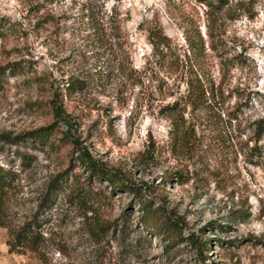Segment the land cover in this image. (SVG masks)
I'll return each mask as SVG.
<instances>
[{
  "label": "rangeland",
  "instance_id": "374dc122",
  "mask_svg": "<svg viewBox=\"0 0 264 264\" xmlns=\"http://www.w3.org/2000/svg\"><path fill=\"white\" fill-rule=\"evenodd\" d=\"M224 1L0 0V135L60 122L50 143L0 141L14 171L0 264H264V0ZM159 24L172 51L148 39ZM76 78L86 89H66ZM175 101L178 133L165 109ZM66 136L174 226L144 225L135 192L95 178ZM35 220L39 249L13 247Z\"/></svg>",
  "mask_w": 264,
  "mask_h": 264
},
{
  "label": "trees",
  "instance_id": "16d2710c",
  "mask_svg": "<svg viewBox=\"0 0 264 264\" xmlns=\"http://www.w3.org/2000/svg\"><path fill=\"white\" fill-rule=\"evenodd\" d=\"M225 3L228 2V0L224 1ZM251 5L245 4L243 7L249 8L248 11L252 10V3ZM252 7V8H251ZM90 18V21L95 24L96 18L93 15H87ZM102 20V19H101ZM103 28L106 22L104 20L100 23ZM5 24L0 25V32ZM93 29H96L95 26L92 27ZM200 36V35H199ZM171 37L164 31L163 26L161 24L157 25L154 30H150L148 34V39L150 43L152 44L155 51L161 52L160 50H163L164 48L171 49ZM163 47V49H162ZM4 70V68L0 67V73ZM1 81V77H0ZM65 84L66 89L73 90V89H86L87 83L85 80L82 79H74L70 81H66ZM190 89H195V86L193 83H190ZM191 91H189L190 96ZM56 107V113L59 115L60 120H62L64 123H66L68 126L71 125V122L68 120V117L65 115V112L62 110V107L54 103ZM167 117L170 118L172 122V126L174 127V130L179 131L180 124L178 123L177 114L180 113L178 116H183L182 106L179 101H175L172 104H167L165 106ZM185 109V108H183ZM60 122L56 121L51 126L46 128H41L36 131H32L29 133H26L24 135L18 136V137H12L10 135H0V141L5 143H20L21 140H25L27 138L33 139L39 144L41 143H50L51 137H49L55 129V125H58ZM64 141L66 143H71L73 146L79 151L80 153V159L85 164L87 169L91 172V174L98 179L106 178V180L112 184L113 187L121 188V189H128L131 192H135V194L138 196L139 204L143 207V215H142V223L144 225H147L149 228H151L154 232L161 234L162 232H166L167 230H170L174 224L172 223V220L169 217H163L161 214L153 207V205L145 198L144 190L142 187L133 184L129 182V180L124 179V175L118 171V170H110L106 167L105 163L100 161L99 159H95L91 153L89 152L88 146H85L80 139L72 138V137H63ZM91 175V176H92ZM70 176L66 175V173H61L57 175L50 183L47 195L43 199L41 203V209L42 212L45 213L49 211L53 207L54 201H53V193L55 189L60 188L64 181H69ZM14 179V171L7 169L4 166L0 165V204L2 202V199L5 197V195L8 192L9 187L12 186V182ZM52 195V196H50ZM85 197V196H84ZM82 197V198H84ZM40 213V212H39ZM163 217L164 219H162ZM37 218H41L39 215ZM152 222H151V220ZM0 220H1V212H0ZM43 220V219H42ZM41 226L40 220H35L34 224L28 223L27 225L23 226L22 228L16 230L14 233V240L16 244H13V247L16 245H25L30 247L33 250L39 249V247L44 242V237L38 230V228ZM200 245L202 247V250L209 248L208 241H203L201 239ZM12 247V248H13Z\"/></svg>",
  "mask_w": 264,
  "mask_h": 264
}]
</instances>
